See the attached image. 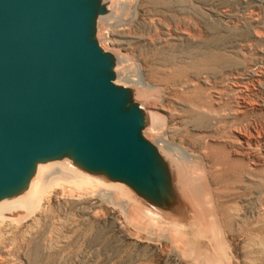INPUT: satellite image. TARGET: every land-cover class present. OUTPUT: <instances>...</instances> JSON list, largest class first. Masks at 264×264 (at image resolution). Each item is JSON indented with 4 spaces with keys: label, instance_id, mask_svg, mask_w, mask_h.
<instances>
[{
    "label": "rangeland",
    "instance_id": "obj_1",
    "mask_svg": "<svg viewBox=\"0 0 264 264\" xmlns=\"http://www.w3.org/2000/svg\"><path fill=\"white\" fill-rule=\"evenodd\" d=\"M129 1L138 15L107 20L105 43L164 115L161 139L189 155L202 211L185 197L191 215L170 224L123 184L57 169L38 207L0 216V264H264V0Z\"/></svg>",
    "mask_w": 264,
    "mask_h": 264
},
{
    "label": "water",
    "instance_id": "obj_2",
    "mask_svg": "<svg viewBox=\"0 0 264 264\" xmlns=\"http://www.w3.org/2000/svg\"><path fill=\"white\" fill-rule=\"evenodd\" d=\"M108 13L105 0H0V202L24 195L39 165L66 160L161 214L187 210L98 38Z\"/></svg>",
    "mask_w": 264,
    "mask_h": 264
},
{
    "label": "bare ground",
    "instance_id": "obj_3",
    "mask_svg": "<svg viewBox=\"0 0 264 264\" xmlns=\"http://www.w3.org/2000/svg\"><path fill=\"white\" fill-rule=\"evenodd\" d=\"M108 4L109 13L105 16L100 17L99 19V31H98V38L102 44V46L111 52H113L118 60V65L116 67V74H117V83L124 84L125 86L132 87L134 89L135 98L137 101H139L142 106L146 109L148 116H149V126L145 130L146 136L150 139H153L157 142V145L161 149V151L164 153L166 158L169 160L173 178H174V184L176 187V190L178 191V194L182 198L183 202L187 206L186 198H188L190 201L194 202V206L198 208L199 211H202L199 203L196 201L195 197V191L191 189L190 187V174L185 168V163L188 162L189 155L182 152L180 149L173 147L169 144H167L164 140L160 137V130L162 128V125L164 124L165 117L163 114H161L158 110L152 109L148 107V101L149 96L148 94L141 90L138 84H141L142 81L139 78H135L131 74L130 65H126V62H129V59L126 54L123 52L114 50L110 47H108L105 43V22L110 19H118V18H125V12H131L134 16L138 15V8L136 1H129V0H105ZM110 31L106 32V37L109 35ZM187 156V157H186ZM63 170V175H66L67 173H71L74 175L68 176L72 178H79V183L91 182V179H95L99 182V185H101L103 190L111 191L112 189L118 188L121 190H124V186L119 183H108L104 181L101 178L88 175L86 173H83L79 171L76 167H74L69 161H57L52 162L48 164H41L38 167V172L36 177L33 179L29 190L22 196L16 197L11 200H4L0 202V216H3L4 213L10 212L11 214L19 213L22 216V212L18 209L20 206H25V208H32V207H38L40 205L42 194L44 191L54 182H56L57 177L52 175L56 174L55 170ZM203 170V169H201ZM54 172V173H51ZM58 173V172H57ZM204 173V172H203ZM52 175V176H51ZM61 176V175H60ZM59 177V176H58ZM200 177V176H199ZM61 178V177H60ZM89 179V181H88ZM72 180V179H71ZM85 183V184H86ZM76 184V183H75ZM203 188V187H202ZM125 194L127 197L131 200L137 201L142 205L145 210H148L151 216H154L156 218L162 217L165 222H169L170 224H176L178 221L184 220L185 217L190 216L191 212L189 210H183L178 212L175 215H165L161 214L160 212L156 211L155 209L151 208L150 206H146L142 201L136 197V195L130 191L125 190ZM212 203V202H211ZM211 203H208L207 208L205 210V215L203 216H210L211 219V225L210 227H207L209 231H213L215 233V237H217V241H213V237H209L211 242H215L216 248H222L221 242H220V234L218 229V223L213 216ZM9 209L5 211L6 209ZM17 210V211H16ZM5 211V212H3ZM16 212V213H15ZM215 212V211H214ZM17 216V217H18ZM201 216V213H198V217ZM16 217V216H15ZM25 217V215L23 216ZM2 218V217H0ZM4 218H10L9 216H5ZM203 227H200L198 230V235L201 238H208L209 234H205L202 231ZM190 240V239H189ZM195 243V242H194Z\"/></svg>",
    "mask_w": 264,
    "mask_h": 264
}]
</instances>
